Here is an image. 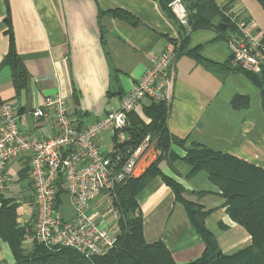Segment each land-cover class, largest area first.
Segmentation results:
<instances>
[{
    "label": "crops",
    "instance_id": "1",
    "mask_svg": "<svg viewBox=\"0 0 264 264\" xmlns=\"http://www.w3.org/2000/svg\"><path fill=\"white\" fill-rule=\"evenodd\" d=\"M214 2L226 7L225 12L254 19L264 36V0ZM113 9L127 11L138 23L133 25L105 13ZM8 17L18 56L27 71L26 85L19 94L13 87L10 67L2 64L9 45ZM180 29L176 19L166 16L157 0H0V103L8 101L23 110L22 127L37 138L49 137L54 130L48 120L34 124L29 111L39 106L45 96L56 93L64 96L79 127L91 125L102 114L118 107L120 97L134 87L151 59L180 38ZM228 34L231 33L220 35L213 27L187 29L183 49L177 51L175 58L166 117L170 135L184 143L183 147L172 143L170 148L182 158L185 149L200 145L264 169L260 88L241 72L224 67L206 68L186 53L199 47L202 57L228 64ZM235 96L246 97L247 107H233L231 101ZM134 113L148 122L142 108ZM119 136L124 141L128 133L123 130ZM98 144L107 150L110 135L103 134ZM159 155L155 141L151 140L133 177L141 175ZM158 165L165 176L194 192L187 197L207 212L205 226L215 235L222 253L231 254L250 244V235L229 217L221 190L210 181L206 171L187 177L190 166L181 159L170 163L167 157ZM26 166L29 171V160L19 159L5 168V186L20 201L18 222L33 211L31 184L28 180L17 181L19 170ZM136 200L147 243L163 241L177 264L190 262L203 253L201 237L159 175L148 181ZM106 221L107 229L118 234V224L111 217ZM14 263L8 243L0 239V264Z\"/></svg>",
    "mask_w": 264,
    "mask_h": 264
},
{
    "label": "built area",
    "instance_id": "2",
    "mask_svg": "<svg viewBox=\"0 0 264 264\" xmlns=\"http://www.w3.org/2000/svg\"><path fill=\"white\" fill-rule=\"evenodd\" d=\"M167 7L178 24L188 29L184 1L169 0ZM224 14L235 26L227 38L231 67L259 73L264 66V36L258 24L245 15ZM179 42L176 39L151 59L134 87L120 97L116 109L86 127H79L60 93L45 96L29 111L34 124L50 121L54 133L49 137L28 134L22 127L25 112L8 101L0 104V190L6 187V165L29 160L33 211L18 222L24 229V249L30 250L36 244L48 249L69 247L91 259L113 246L117 234L107 229L104 215L110 214L117 223L115 189L134 176L140 156L151 144L150 135H146L135 148L121 152L115 148L114 137L117 142L123 141L119 134L128 126L129 114L138 107L141 111L143 100L170 103ZM105 133L111 141L107 150L98 144ZM60 188L70 196L74 212L69 218L58 211L56 196Z\"/></svg>",
    "mask_w": 264,
    "mask_h": 264
},
{
    "label": "trees",
    "instance_id": "3",
    "mask_svg": "<svg viewBox=\"0 0 264 264\" xmlns=\"http://www.w3.org/2000/svg\"><path fill=\"white\" fill-rule=\"evenodd\" d=\"M157 1L165 15L173 18V14L167 7L169 0ZM183 1L188 11V30L213 27L220 35L234 31V24L224 14L226 7H219L214 0ZM101 13L104 12L100 11ZM105 13L133 25L138 23L133 15L122 9L108 10ZM6 21L8 22L9 45L2 64L10 67L12 84L16 94H19L26 85L27 71L15 47L10 18L8 17ZM220 23H224L226 28H220ZM180 27L178 53L183 49L187 37V29ZM198 49L199 47H195L186 53L206 68L224 67L241 72L258 86L264 113V66L261 67L259 73L248 72L227 66L230 64L229 61L225 64L208 60L199 54ZM231 104L233 107L245 108L248 105V99L235 96ZM141 108L148 122H144L134 112H131L128 117L129 124L124 129L128 133V138L117 142L114 137L115 148L121 152L135 148L146 135H150L160 155L141 175L130 177L115 189L114 205L119 213L117 220L119 232L115 236L113 246L105 254L91 259L85 258L69 247L48 249L36 244L30 250L24 249L22 247L24 229L18 226L17 220V208L20 201L14 196H7L5 187L3 191L0 190V239L8 243L15 259L14 264H177L163 241L147 243L142 231L143 217L136 195L156 175H159L172 190L174 199L183 206L188 220L204 243L203 253L184 264H264V169L200 145L185 149L184 156L179 158L170 147L172 143L183 147L184 141L168 132L166 117L169 106L164 102L154 103L148 100L146 104H142ZM164 157H167L170 163L181 159L188 164L190 172L187 177L200 170L208 173L210 181L221 190L229 217L250 235L251 242L248 246L231 254H224L220 251L215 235L205 226L204 219L207 212L203 211L197 202L187 197L194 195V192L187 191L181 184L165 176L159 168L158 164ZM28 174L26 166L19 170L17 181H29ZM61 192L60 188L56 196L57 205H59ZM199 194L202 193H196V195Z\"/></svg>",
    "mask_w": 264,
    "mask_h": 264
},
{
    "label": "rangeland",
    "instance_id": "4",
    "mask_svg": "<svg viewBox=\"0 0 264 264\" xmlns=\"http://www.w3.org/2000/svg\"><path fill=\"white\" fill-rule=\"evenodd\" d=\"M11 186H13V185H11ZM5 194L7 196H9L10 194L12 196H16L17 195L13 191L10 192L9 189H5ZM58 211H59L60 215L63 214L64 215L63 217H65V218H67V216L73 214V212H74L73 206H72V203H71V200H70V196L67 193H63L62 194L61 201H60L59 206H58ZM109 216H110V214L107 213V214L104 215V218L107 219V217H109Z\"/></svg>",
    "mask_w": 264,
    "mask_h": 264
},
{
    "label": "water",
    "instance_id": "5",
    "mask_svg": "<svg viewBox=\"0 0 264 264\" xmlns=\"http://www.w3.org/2000/svg\"><path fill=\"white\" fill-rule=\"evenodd\" d=\"M219 27L222 28V29H224V28H226V25L224 23H220L219 24Z\"/></svg>",
    "mask_w": 264,
    "mask_h": 264
}]
</instances>
